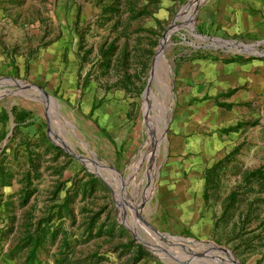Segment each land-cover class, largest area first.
I'll use <instances>...</instances> for the list:
<instances>
[{
  "label": "rangeland",
  "instance_id": "1",
  "mask_svg": "<svg viewBox=\"0 0 264 264\" xmlns=\"http://www.w3.org/2000/svg\"><path fill=\"white\" fill-rule=\"evenodd\" d=\"M224 1L0 0V264H264V29Z\"/></svg>",
  "mask_w": 264,
  "mask_h": 264
},
{
  "label": "crops",
  "instance_id": "2",
  "mask_svg": "<svg viewBox=\"0 0 264 264\" xmlns=\"http://www.w3.org/2000/svg\"><path fill=\"white\" fill-rule=\"evenodd\" d=\"M223 5L221 29L227 33H240L246 37L264 29V21L261 22L264 20V0H225ZM256 66L251 63L243 67L252 70ZM181 222L182 218H179L178 225L182 228L185 224Z\"/></svg>",
  "mask_w": 264,
  "mask_h": 264
},
{
  "label": "trees",
  "instance_id": "3",
  "mask_svg": "<svg viewBox=\"0 0 264 264\" xmlns=\"http://www.w3.org/2000/svg\"><path fill=\"white\" fill-rule=\"evenodd\" d=\"M22 116H23V113H19L16 117H14V119L19 118V117H22ZM15 125H17V122L15 123ZM249 175L250 176H253V177H257V178L264 179V169L257 168L255 170H253L252 172H250ZM2 177H4V176L2 174V169L0 167V178L1 179H4ZM28 193L29 192H27L26 194H24V196L22 198L23 201H25L28 198V196H29ZM234 199H235V195L232 192V193L229 194L228 200H231V202H232ZM25 239H26L27 242L32 241V246H31V248L27 252L26 259H33L37 248L41 245L40 238H39L38 235H34L33 236L32 234H27ZM135 252L137 253L136 254V256H137L138 253H139V250H135Z\"/></svg>",
  "mask_w": 264,
  "mask_h": 264
},
{
  "label": "water",
  "instance_id": "4",
  "mask_svg": "<svg viewBox=\"0 0 264 264\" xmlns=\"http://www.w3.org/2000/svg\"><path fill=\"white\" fill-rule=\"evenodd\" d=\"M42 96H47L45 93L39 91ZM236 264V263H235Z\"/></svg>",
  "mask_w": 264,
  "mask_h": 264
},
{
  "label": "bare ground",
  "instance_id": "5",
  "mask_svg": "<svg viewBox=\"0 0 264 264\" xmlns=\"http://www.w3.org/2000/svg\"><path fill=\"white\" fill-rule=\"evenodd\" d=\"M244 50H246V49L244 48Z\"/></svg>",
  "mask_w": 264,
  "mask_h": 264
}]
</instances>
